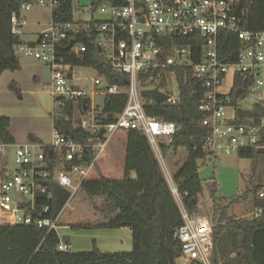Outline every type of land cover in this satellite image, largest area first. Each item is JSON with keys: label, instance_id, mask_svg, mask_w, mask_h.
<instances>
[{"label": "built area", "instance_id": "1", "mask_svg": "<svg viewBox=\"0 0 264 264\" xmlns=\"http://www.w3.org/2000/svg\"><path fill=\"white\" fill-rule=\"evenodd\" d=\"M248 1L91 0L93 11L100 9L108 14L106 20H97L98 48L114 72L127 76L123 85L107 83L99 90L105 95L124 93L127 97L123 110L106 124L96 121L101 111L88 100L87 92L70 86L66 74L55 68L56 48L62 42L68 44L73 40L70 50L74 54L85 51V46L75 41L76 36H70L77 33L80 26L73 29L72 22H55L50 18L49 27L39 34L35 43L16 44L15 50L51 69L52 118L61 115L66 101L72 102L81 115H88L90 122L84 125L81 122L79 126L90 135L86 141H80L53 129L49 144L30 141L26 145H15L11 148V158L7 156L10 152L1 153L0 224L56 230L59 215L49 214L51 185L68 190L71 199L92 165L85 162L86 151H93L96 158L116 129H136L147 137L180 212L182 224L173 233L181 243V255L176 264H213L210 219L200 204L193 211L185 207L183 197L187 193L178 190L162 159L160 145L172 141L177 127L148 115L140 91L158 86V90L167 95L163 102L178 106L181 95L176 69L190 68L205 88L198 109L203 112L200 122L206 128L201 147L207 152L208 160L214 162L220 155L236 153L241 148H264V140L261 141L264 117L257 122L251 117L243 121L238 118V111L264 105V30L252 31L245 27ZM59 4V0H26L20 10L47 5L51 13ZM10 22L11 33L19 35L24 19L13 14ZM222 30L232 33L239 41L240 50L233 62H224L219 56L218 35ZM105 49L110 51L109 56ZM228 74L232 78L242 75L245 84L236 103L229 98L233 84L228 91H222ZM103 81H106L103 76L94 78L97 90ZM84 100L87 104L81 111L79 103ZM100 128L103 133L98 137ZM159 137L164 141L159 142L156 139ZM45 146L50 149L49 153L44 152ZM258 196L264 197L263 192ZM254 210L258 216L262 209ZM58 249L67 250V244L60 242Z\"/></svg>", "mask_w": 264, "mask_h": 264}, {"label": "trees", "instance_id": "2", "mask_svg": "<svg viewBox=\"0 0 264 264\" xmlns=\"http://www.w3.org/2000/svg\"><path fill=\"white\" fill-rule=\"evenodd\" d=\"M24 1L0 0V74L5 70L19 68L15 46L20 43V39L19 35L11 33L10 19L13 14L18 17L21 15L20 5ZM59 1L60 4L50 13L51 20L72 22L75 1ZM97 23L91 20L86 26L80 25L77 33L70 34L76 36V42L85 46V51L72 53L66 49L67 41L56 48L55 68L64 72L69 79L74 67H89L97 75L103 76L108 84L123 85L127 76L114 72L105 54L98 48ZM245 27L252 31L264 30V0H250L246 3ZM218 36V53L222 61H235L240 50L235 35L222 30ZM176 70L181 103L171 106L166 102L153 103L145 98L143 108L148 115L177 127L172 141L161 144L160 151L166 156L170 150H186V160L173 180L181 193H187L183 203L189 211H193L200 204L199 196L202 193L198 160L208 158L207 152L201 147L206 128L200 122L203 112L198 109L205 88L202 80L192 75L190 68ZM232 84L229 98L232 103H236L245 86L242 75H235ZM126 100L124 93L106 95L96 121L105 124L111 122L113 116L123 110ZM85 104L86 100L80 101L81 111ZM74 112L73 103L66 101L61 115L52 118L53 129L67 137L86 141L90 133L79 126L81 120L74 119ZM245 117L259 121L264 117V105L238 111L239 121ZM9 123L8 117L0 115V143L3 146L14 143L8 130ZM29 139L35 140L33 136H29ZM263 140L264 127L261 130ZM261 149L241 148L236 153L241 158L255 160ZM43 150L45 153L50 152L47 146ZM85 162H92V165L79 190L83 191L87 199H104L111 209L106 219L90 222L91 225L128 228L132 249L128 252H100L96 248L80 252L59 250L58 244L62 240L56 230L47 231L34 225L0 224V264H176L181 255V243L173 233L182 224V220L166 179L160 178L162 172L159 161L145 134L136 129L118 128L96 158L93 151H86ZM214 188L215 185L211 189L213 217L210 220L214 244L213 264H218L217 254L224 257L222 263L232 264L229 259L232 252H235L237 261H243L244 264H264V199L258 196L260 188L251 189L252 204L254 209L259 207L262 210L258 216L254 215L250 219L238 218L229 213L228 205L216 203ZM51 191L49 214L55 217L69 202L70 194L57 184L51 185ZM222 237L224 243L220 249Z\"/></svg>", "mask_w": 264, "mask_h": 264}, {"label": "rangeland", "instance_id": "3", "mask_svg": "<svg viewBox=\"0 0 264 264\" xmlns=\"http://www.w3.org/2000/svg\"><path fill=\"white\" fill-rule=\"evenodd\" d=\"M91 0H76L73 6V17L71 28H77L80 25L86 26L91 20H106L108 18L107 12H102L100 9L95 11L90 8ZM21 18L24 19V23L21 24L19 37L24 40H37L39 34L47 29L50 25V7L47 5H32L29 10H21ZM106 55H110V51L105 49ZM18 58H23V54L15 50ZM25 57V56H24ZM99 76L94 69L89 67L77 66L73 68L72 76L68 79L70 86L82 88L87 92V98L94 105H102L104 103V94L97 90L94 85V78ZM232 84V75L228 74L223 84L222 91L226 92ZM52 98V97H51ZM101 107L95 106L97 111ZM52 112V109L50 110ZM74 119L81 120L82 124L89 123L88 115H81L78 110L74 112ZM51 139V135L49 136ZM159 142L164 141L163 138H156ZM1 144V143H0ZM1 152H10L7 156L11 158V147L0 146ZM187 152L184 148H179L177 153L162 155L163 162L168 166L171 162V158H178L177 164H174L171 168L176 169L181 167L186 159ZM168 168V167H167ZM198 175L201 179L202 193L200 194V206L210 220L213 217L211 189L215 185V198L216 203L221 205H228V211L230 214L235 215L238 218L250 219L253 217V204H252V191L253 187H259L264 191V148L258 153L255 160L251 158H241L237 153L222 154L214 162H210L208 158L198 160ZM70 203V204H69ZM69 205L77 203L75 210H79L81 216L77 215V211H71L64 207L61 212V218L59 219L60 225L66 223V219L71 215V218L75 219V222H80V219L85 221H92V223L100 222L106 219L110 214L111 209L108 203L101 198L87 199L82 190H79L71 199H69ZM68 206V205H67ZM255 211V210H254ZM70 214V215H69ZM73 215V216H72ZM92 216H95L92 217ZM80 218V219H79ZM72 219V220H73ZM58 229V228H57ZM63 230H57V233ZM73 235L66 236L71 249L76 242L78 247H84V238H75L78 236H84V234H92L94 230L84 229H69ZM62 232L60 239L63 240ZM75 234V235H74ZM71 237V239H69ZM88 239V238H87ZM83 241L80 245V241ZM90 242L92 238L88 239ZM229 242V241H228ZM223 237L220 240V249L223 248ZM239 244V240H238ZM237 244V245H238ZM229 259L232 264H244L243 261L239 262L236 259L235 252L230 254ZM218 264H224V257L217 254Z\"/></svg>", "mask_w": 264, "mask_h": 264}, {"label": "crops", "instance_id": "4", "mask_svg": "<svg viewBox=\"0 0 264 264\" xmlns=\"http://www.w3.org/2000/svg\"><path fill=\"white\" fill-rule=\"evenodd\" d=\"M19 39L21 43L26 44H33L37 41L24 40L21 39V37H19ZM18 61V69L5 70L0 74V115L9 118L10 123L8 130L14 139L12 146H7H11L12 148L15 145H26L30 141L36 140L45 145L49 144L51 142L49 136L51 135L52 139L53 134L52 115L50 111L52 109V98L49 90L51 84V69L48 65L26 56H23L21 59L18 58ZM73 87L77 88L75 86ZM104 96L106 95L104 94ZM102 105L96 104L95 106L102 108ZM29 136H33L35 140L29 139ZM178 149L173 151L170 150L166 156L168 154L175 155ZM1 153L0 150V157ZM178 161V158L173 157L171 158V162L168 163L167 167L172 176L180 169V167H176V169L171 168L174 164H177ZM259 192H263L264 194V191L261 189L258 193ZM262 198L264 199V197ZM68 203L65 205L66 208L71 211H77V209L75 210L78 205L77 203H73L72 205ZM61 212L59 214L58 229H56V232L57 230H63L62 232H65L63 233V239L66 238V236L73 235L69 229L94 230L92 234H84V236L74 234L76 236L75 238H84V247H78L75 242V247L71 249L73 252L91 251L93 248L98 249L100 252H128L132 249L131 234L128 228L95 227L91 225L90 222L92 221H85L79 218L81 221L75 222V219L71 218L70 214L66 219V223L60 225L59 219L61 218ZM77 212V215L81 216L79 210ZM254 215L255 211L253 207V216ZM92 217L95 218V216ZM76 224L81 225L76 226ZM62 232L59 231V233H57L59 238ZM87 238H92L91 242ZM69 239H71V237H69ZM70 242L71 241L68 242L67 238L64 240L67 247L71 245ZM82 242L81 240L80 245Z\"/></svg>", "mask_w": 264, "mask_h": 264}, {"label": "water", "instance_id": "5", "mask_svg": "<svg viewBox=\"0 0 264 264\" xmlns=\"http://www.w3.org/2000/svg\"><path fill=\"white\" fill-rule=\"evenodd\" d=\"M73 40H70L69 43L66 46V49H70V47L73 45ZM107 86V82L103 81L99 86H98V90H102ZM140 94L142 97L144 98H148L149 100L155 102V103H160L163 102L167 99V95L160 92L158 90V86H156L153 89H143L140 91ZM58 99H62V96H58ZM103 133V128H100L99 132L97 133V136H101V134ZM162 174L160 175V178H162Z\"/></svg>", "mask_w": 264, "mask_h": 264}]
</instances>
